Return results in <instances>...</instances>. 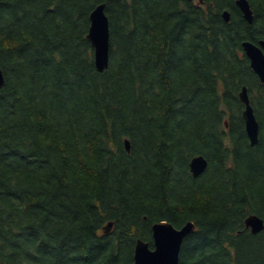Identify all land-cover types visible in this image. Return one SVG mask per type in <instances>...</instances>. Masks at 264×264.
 Masks as SVG:
<instances>
[{
	"label": "trees",
	"instance_id": "16d2710c",
	"mask_svg": "<svg viewBox=\"0 0 264 264\" xmlns=\"http://www.w3.org/2000/svg\"><path fill=\"white\" fill-rule=\"evenodd\" d=\"M235 1L0 0V264H132L161 220L196 223L180 264H264V230L245 226L264 218V84L242 45L264 39V0L252 23ZM101 3L103 72L87 37Z\"/></svg>",
	"mask_w": 264,
	"mask_h": 264
},
{
	"label": "water",
	"instance_id": "95a60500",
	"mask_svg": "<svg viewBox=\"0 0 264 264\" xmlns=\"http://www.w3.org/2000/svg\"><path fill=\"white\" fill-rule=\"evenodd\" d=\"M203 2L204 0H199ZM236 5L243 12L244 17L252 23L254 10L249 0H236ZM106 4L101 3L90 14V27L87 34L95 50V65L100 72L110 65L111 55V26L110 18L106 12ZM223 17L226 21L231 19V11L224 9ZM245 53L250 59L251 67L264 83V39L258 43L245 40L242 42ZM4 74L0 68V86L4 83ZM241 101L245 104L243 117L246 132L252 146L256 145L260 136V122L251 102L248 86L244 85L240 93ZM126 147L130 151L131 142L126 139ZM208 159L203 154L196 155L190 162V169L195 177L200 176L207 169ZM246 226L252 233L258 234L264 230V218L258 214H250L245 219ZM114 225L109 221L104 229L108 233ZM196 229L193 220H188L183 226L176 227L167 220L157 221L152 225L153 245L149 241L138 238L135 245L134 262L132 264H180L181 249L184 240Z\"/></svg>",
	"mask_w": 264,
	"mask_h": 264
},
{
	"label": "bare ground",
	"instance_id": "6f19581e",
	"mask_svg": "<svg viewBox=\"0 0 264 264\" xmlns=\"http://www.w3.org/2000/svg\"><path fill=\"white\" fill-rule=\"evenodd\" d=\"M241 10V9H240ZM244 50V49H243ZM135 252V251H134Z\"/></svg>",
	"mask_w": 264,
	"mask_h": 264
},
{
	"label": "rangeland",
	"instance_id": "374dc122",
	"mask_svg": "<svg viewBox=\"0 0 264 264\" xmlns=\"http://www.w3.org/2000/svg\"><path fill=\"white\" fill-rule=\"evenodd\" d=\"M135 253V252H134Z\"/></svg>",
	"mask_w": 264,
	"mask_h": 264
}]
</instances>
